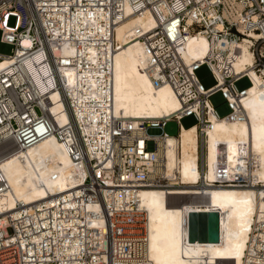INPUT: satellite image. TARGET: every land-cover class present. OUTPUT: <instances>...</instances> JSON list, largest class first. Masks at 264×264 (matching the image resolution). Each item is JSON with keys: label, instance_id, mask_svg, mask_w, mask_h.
<instances>
[{"label": "built area", "instance_id": "2783aa9c", "mask_svg": "<svg viewBox=\"0 0 264 264\" xmlns=\"http://www.w3.org/2000/svg\"><path fill=\"white\" fill-rule=\"evenodd\" d=\"M143 12L155 19L147 30L136 28L146 69L154 85H171L181 101L156 120L113 108L115 26ZM0 30L13 46L0 52V195L9 188L2 162L44 136L62 140L85 170L74 188L0 210V264H151L142 188L250 182L247 156L234 171L219 159L215 179H206L207 130L215 119L247 116L248 87L236 82L246 76L253 83L249 68L264 77V0H0ZM189 39L199 40L201 56L186 57ZM243 40L252 60L236 70ZM203 63L215 77L206 87L195 74ZM215 92L230 108L221 116L210 101ZM53 93L62 104L56 111ZM191 114L194 181L183 179L179 161L167 173L164 145L174 136L179 155L180 118ZM171 118L176 135L164 130ZM241 264H264V208L250 223Z\"/></svg>", "mask_w": 264, "mask_h": 264}, {"label": "bare ground", "instance_id": "6f19581e", "mask_svg": "<svg viewBox=\"0 0 264 264\" xmlns=\"http://www.w3.org/2000/svg\"><path fill=\"white\" fill-rule=\"evenodd\" d=\"M130 8L126 7V14ZM154 17L137 13L116 26L118 49L113 66V108L123 117H146L156 120L181 107L179 96L169 84L154 85L146 69V52L137 38L136 28L154 26ZM142 30V31H143ZM199 40L189 39L186 57H199L203 49ZM242 54L234 62L236 70L251 62L252 54L245 40L239 42ZM5 61H1L2 65ZM253 80L242 102L245 119L219 118L207 130L208 153L206 179H215V164L221 159L234 171L243 156L251 159L247 185L209 183V186L147 187L140 191L141 204L148 212V254L151 264H241L250 223L264 208V77L249 68ZM52 110L61 107L57 93ZM61 119H66L63 112ZM155 129V127H154ZM196 126L183 127L179 138V155L174 136L165 145L166 171L179 170L185 180H196L190 170L196 164ZM161 130V128H160ZM219 152L221 157H219ZM9 188L0 195V210L12 209L17 202L27 204L51 194L74 188L82 182L85 170L69 156L62 140L55 135L42 137L21 154L7 157L1 164ZM208 212V238H190L189 212ZM188 221V224H187Z\"/></svg>", "mask_w": 264, "mask_h": 264}, {"label": "rangeland", "instance_id": "374dc122", "mask_svg": "<svg viewBox=\"0 0 264 264\" xmlns=\"http://www.w3.org/2000/svg\"><path fill=\"white\" fill-rule=\"evenodd\" d=\"M0 38H1V30H0ZM12 44L0 40V52L9 53L12 51ZM195 74L199 81L206 87L215 82V77L211 70L209 69L208 65L203 63L200 64L195 69ZM250 83V80L243 76L239 80H237L236 84L238 87H245ZM210 101L213 105V107L216 109L217 113L221 116L229 111V106L226 102V99L222 96L220 92H215L211 97ZM196 121V118L191 115H185L182 118H180V122L183 125V127L188 126ZM164 130L168 132V134L176 135L178 132V122L171 118L166 121L164 125ZM150 132H160V128L152 127L149 129Z\"/></svg>", "mask_w": 264, "mask_h": 264}, {"label": "water", "instance_id": "95a60500", "mask_svg": "<svg viewBox=\"0 0 264 264\" xmlns=\"http://www.w3.org/2000/svg\"><path fill=\"white\" fill-rule=\"evenodd\" d=\"M189 231L190 238L204 240L208 238V212L195 211L189 212Z\"/></svg>", "mask_w": 264, "mask_h": 264}, {"label": "trees", "instance_id": "16d2710c", "mask_svg": "<svg viewBox=\"0 0 264 264\" xmlns=\"http://www.w3.org/2000/svg\"><path fill=\"white\" fill-rule=\"evenodd\" d=\"M252 84L251 83H249L246 87H250ZM194 124L192 123V124H190V125H188V126H185L186 128H189L190 126H193Z\"/></svg>", "mask_w": 264, "mask_h": 264}]
</instances>
